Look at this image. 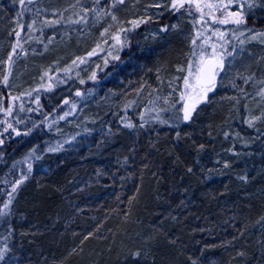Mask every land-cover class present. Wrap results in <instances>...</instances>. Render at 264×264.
<instances>
[{"label":"trees","instance_id":"obj_1","mask_svg":"<svg viewBox=\"0 0 264 264\" xmlns=\"http://www.w3.org/2000/svg\"><path fill=\"white\" fill-rule=\"evenodd\" d=\"M154 1L81 0L85 9L68 23L40 27L41 42H27L26 54L45 55L52 70L62 59L55 85L71 82L69 65L92 69L108 47L113 58L105 56L82 90L112 84L115 69L116 78L135 72L110 105L94 109L92 145L73 153L60 149L61 137L49 129L66 108L64 93L10 89L16 13L10 0H0V209L11 194L0 250L7 245L21 264H264V136L245 129L240 99H206L185 122L151 95L186 53L177 35L138 43L144 28L168 18L142 16ZM65 35L87 44L71 45L75 58L68 43L43 49ZM142 68L153 70L149 80ZM39 155L46 171L34 165Z\"/></svg>","mask_w":264,"mask_h":264},{"label":"rangeland","instance_id":"obj_2","mask_svg":"<svg viewBox=\"0 0 264 264\" xmlns=\"http://www.w3.org/2000/svg\"><path fill=\"white\" fill-rule=\"evenodd\" d=\"M173 2L179 3V0H155L142 12V16L148 21L152 20L153 23L157 20H164L166 17L169 18H166V22L169 21L168 24L164 22L152 24L150 27L144 28L142 33H139L137 41L138 43L141 42L142 48L148 44L163 43L165 38H175L177 35L176 38L184 42L186 49L185 55L179 63L173 65L166 79L157 81L158 85L155 90L152 89L151 95L168 102L172 112L182 113L180 110L185 100H181V95L188 91L193 97L196 96V90H186L184 87L183 78L189 75V65L193 66V76L190 77V82L195 85V70L202 58L205 63L212 59L221 61L222 68L218 70V74L213 80L214 90L207 93L206 99L209 103L215 99L216 104L232 99H243L242 102H238L243 108L242 124L248 126L249 129L260 131V137L264 136V95L260 94L261 90L264 89V35H256V33L264 32V27L257 29L256 20L249 19V17L264 16V8L257 6L250 10L247 7V4L254 2L258 5L260 0H235L229 10H240L245 13L247 24L241 26L231 22L226 24L213 23L211 16L223 18V15H227L226 12L222 15L214 9L211 11V15H209L208 9H204V19L208 20V23L205 24L200 19L201 13L193 5L185 4V7L174 10L171 7ZM211 2L227 4L229 0H211ZM157 4L161 6L156 7ZM239 4L245 6L242 9H237L236 5ZM10 5L16 14L13 19V26L12 28L10 26L9 29L14 33H20L16 39L21 42L17 44L18 41H16L14 44L15 51L12 55L15 60L12 63L15 66L11 70L7 69L11 82L10 89L15 95L39 87L47 89L56 87L59 95L64 93L66 108L60 110V116L50 122L49 129L61 137L63 142L60 149L79 153L84 147H88L94 142L93 133L95 129L90 126L95 113L94 109L110 105L114 97L120 93L121 85L126 84V81L129 84L128 79L130 78L134 79L131 75L133 76L135 72L127 71L116 78L115 75H118V70L115 69L109 79L112 82V84L108 83L109 86L106 83H98L90 90H82L81 86L85 80L92 78L93 72L104 66L105 56L113 58L115 51L108 47L105 49L107 55L97 56L90 62V65H93L92 69H89L88 64L69 65L67 67L72 72L65 70V73L71 82L55 85L54 82L52 83L51 77L58 70H64L59 69L63 64L62 59L53 61L54 68L52 70L45 55L33 56L35 51L26 54L24 48L27 42H41L38 33H36L38 28L46 25H59L66 21L68 23L71 17L78 12L77 10L85 9V5L81 4V0H30V2L24 0L23 3L21 0H10ZM172 10L174 12L171 14ZM29 25L31 27H28ZM249 29L255 31H249ZM66 36L57 41H53L51 37L52 41H49L50 44H45L43 49L56 44L62 48L64 44L68 43V48L71 49L68 54L71 53V58H75L76 48L74 55V47L79 45L86 47L87 44L85 45L79 36H72L69 39ZM193 39L196 40L195 44L192 43ZM8 43L11 45L10 40ZM73 44L74 47H71ZM33 48L37 47L33 46ZM213 48H215L216 53L214 58L212 56ZM56 52L59 53V49ZM121 60H123L121 67H125L126 61L123 58ZM1 61L0 59V64ZM178 69H183V71H178ZM150 72H153L151 68H142V73L143 75L146 74L145 78L148 80L151 76ZM206 99H201L197 107ZM240 143L248 145L243 141ZM34 165L39 172L49 168L48 160L44 159L43 156H40ZM4 212L7 214L0 216V221H4L3 228L0 227L1 239L5 238L7 228L5 223L8 222L10 210L5 209ZM8 253L11 255L5 254L4 260L0 261V264H21L19 257L10 251Z\"/></svg>","mask_w":264,"mask_h":264},{"label":"snow or ice","instance_id":"obj_3","mask_svg":"<svg viewBox=\"0 0 264 264\" xmlns=\"http://www.w3.org/2000/svg\"><path fill=\"white\" fill-rule=\"evenodd\" d=\"M23 2H24V0H21V3H23ZM29 2H30V0H29ZM95 2L97 4H99L100 0H95ZM234 2H235V0H229V2L227 4H223L222 2L221 3H213V2H211V0H179V3L173 2L171 4V7L173 9H178V8L185 7V4L193 5L196 8V10L201 13L200 19L205 24L208 23V20L204 19V9L209 10V15H211V11L214 9L215 11L220 12L222 15L226 12L227 15H223V18L211 16V20L213 23L226 24V23L231 22V23L238 25V26L246 25L247 24V18H246L245 13L243 11H240V10L230 11L229 10L232 8ZM118 3L123 4L124 0H118ZM160 6L161 5H159V4L156 5V7H160ZM244 6L245 5H243V4L236 5L237 9H242ZM257 6L264 8V0H260V3L258 5L255 2L251 3V4H247L248 9H250V10L253 7H257ZM112 19L115 20L116 17L113 16ZM133 23L135 25V24H138L139 21H136ZM21 27H23V26H21ZM28 27H31V25H29ZM249 31L254 32L255 30L249 29ZM213 34H215V33H213ZM15 35L18 37L20 35V33L16 32ZM198 35H202V34H198ZM256 35H264V32L256 33ZM221 38H222V34H221ZM253 38H255V37H253ZM18 43H19V41L17 42V44ZM192 43L195 44L196 40L193 39ZM13 51H15V48L13 49ZM215 55H216L215 48H213V53H212L213 58L215 57ZM9 60H11V56H9ZM192 68H193V66L189 65V69H188L189 75L185 76L183 78L184 87L186 90H188V89L196 90V96L195 97H193L192 94L188 91H185V93H183L181 95V100H185V103L183 104L180 111H182V113H183L182 120L185 122L191 120L192 114L196 111L197 104L201 101V99H206L207 93L214 90L213 78L218 74V70L222 68V62L215 60V59H212V60H209L207 63H205V61L202 58L200 63L197 65L196 70H195V80H196L195 85H193L190 82V77L193 76ZM178 71H183V69H178ZM6 82H7V77H5V83ZM260 94L264 95V89L261 90ZM186 97H187V99H185ZM177 119L180 120L181 117H177ZM162 123H166V121H162ZM128 127H132V125L129 124ZM176 135H177V138H179L180 133L177 132ZM189 171H191V169H189ZM20 183H22V180L17 181V185H19ZM12 191L13 192L16 191L15 186L13 187ZM9 195H10L9 203L3 204V209H0V216L7 214L6 212H4V209H8L9 204L11 203V194H9ZM7 251H8V247H7V245H5V247L2 250H0V261L4 260V255ZM132 255L135 258H139L142 256V252L137 251V252L133 253Z\"/></svg>","mask_w":264,"mask_h":264},{"label":"bare ground","instance_id":"obj_4","mask_svg":"<svg viewBox=\"0 0 264 264\" xmlns=\"http://www.w3.org/2000/svg\"><path fill=\"white\" fill-rule=\"evenodd\" d=\"M253 18V17H252ZM256 20V21H255ZM252 21H255V24H259L260 27H264V16H258V18H253ZM169 21L165 22V24H168ZM215 78V77H214ZM213 78V80H214ZM243 99H241L242 101ZM245 129H249L248 126H245Z\"/></svg>","mask_w":264,"mask_h":264}]
</instances>
